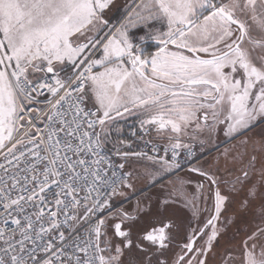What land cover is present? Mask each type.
<instances>
[{"label":"snow or ice","instance_id":"obj_1","mask_svg":"<svg viewBox=\"0 0 264 264\" xmlns=\"http://www.w3.org/2000/svg\"><path fill=\"white\" fill-rule=\"evenodd\" d=\"M125 3L0 0V264H264V0Z\"/></svg>","mask_w":264,"mask_h":264},{"label":"rangeland","instance_id":"obj_2","mask_svg":"<svg viewBox=\"0 0 264 264\" xmlns=\"http://www.w3.org/2000/svg\"><path fill=\"white\" fill-rule=\"evenodd\" d=\"M154 28H160V26H154ZM165 28V27H164ZM142 31V30H141ZM141 31H136L134 32V37H138L140 35H145L147 34V29H144V32ZM137 118L136 115L133 116H128L126 119L120 120L119 123L123 126L124 128V134L126 135V131L129 127L137 126V125H132L134 120ZM169 133L164 132L161 134L159 137H167ZM192 137H197L196 140H192ZM260 135H257V139H259ZM206 133L200 134L197 133L194 127H189L187 129V134L182 136L183 142H189L191 141L194 145H198V140L199 139H206ZM163 139V138H161ZM217 137L213 138L211 143H206L203 150H204V156L202 159L199 161V165H203L205 167L209 166H214L216 163L217 158L220 156V154L226 149V148H234L239 145L238 140H231L229 138L223 137L220 141L216 140ZM166 140V139H164ZM231 141V143H230ZM229 142L228 145L226 143ZM223 148L222 150H217V148ZM217 150V151H215ZM242 150V149H241ZM147 161H142L137 167H142L144 164H146ZM197 165V166H199ZM180 176H184L185 178H188L189 173L187 171H180L179 172ZM177 177L173 176L170 178V180L164 181L165 184H170L171 181L176 180ZM161 185H157L156 188L151 189L150 191L144 187L142 183H137V193L134 196H130L127 201L125 200H114L113 201V208L114 210H118L119 208H127L128 210H132L136 204V201L138 198H142L143 195H152L153 200H152V207L153 211H155L156 207V202H155V197L156 196H163L167 194V189L164 192L160 191ZM242 195V194H241ZM183 208V207H182ZM179 206L175 209V215L178 218L180 222L186 223L188 219H190V213L187 212L184 208L182 209ZM147 218L145 217L144 221L142 223L146 222ZM236 229L233 228L231 231H229L228 235L225 237L224 240L221 241V247L217 249L218 252H223L224 247H234L236 244V240L233 239V234L235 233ZM210 264H219V257L216 258L215 261H210Z\"/></svg>","mask_w":264,"mask_h":264},{"label":"flooded vegetation","instance_id":"obj_3","mask_svg":"<svg viewBox=\"0 0 264 264\" xmlns=\"http://www.w3.org/2000/svg\"><path fill=\"white\" fill-rule=\"evenodd\" d=\"M133 2H134V0H126V3H125V0H121V3H125V8H122L121 10H120V12L119 13H116L115 14V16L118 18L119 17V15L121 14V13H123L124 11H125V9L128 7V6H130V5H132L133 4ZM135 2H139V0H135ZM112 23L113 24H115L116 23V19H113V21H112ZM154 26H160V28L159 29H161V30H166V26L165 25H162V24H154L153 25V27ZM165 27V28H164ZM142 29H140V28H138V29H133L132 30V33L134 34V32H136V31H141ZM141 32H144V30H142ZM142 36H145V35H140V36H138V37H134V35L132 36V38H133V42L134 43H137V44H140L141 43V41H140V37H142ZM142 46H143V48H142V52H143V54H145V55H148V54H150V53H154L155 51H157V48L159 47V45L155 42V41H152L151 39H146L145 41H143V44H142ZM257 135H261V130L260 129H257ZM224 136H223V134L221 133V134H219L218 136H217V141L219 140H221L222 138H223ZM230 143H231V141H230ZM229 144V142H227L226 143V145H228ZM224 148V147H223ZM222 147L221 148H217V150H222L223 149ZM217 150H215V151H217ZM119 209H121V208H119ZM118 209V210H119Z\"/></svg>","mask_w":264,"mask_h":264},{"label":"built area","instance_id":"obj_4","mask_svg":"<svg viewBox=\"0 0 264 264\" xmlns=\"http://www.w3.org/2000/svg\"><path fill=\"white\" fill-rule=\"evenodd\" d=\"M132 128H136V127H129L127 129V131H126V135L128 134L129 130L132 129ZM149 139H151V141L153 143H156L157 146L163 145L166 142V140H164V139L155 137L153 133L150 136H145L144 137V140H149ZM194 146L197 149V155H198L199 161H200L202 159V157L204 156V150L200 149V146H198V145H194ZM150 148H151V144H148L146 146L143 140H140V141L136 142V149L137 150L143 149L144 151H149ZM180 171H187V168L181 169Z\"/></svg>","mask_w":264,"mask_h":264},{"label":"crops","instance_id":"obj_5","mask_svg":"<svg viewBox=\"0 0 264 264\" xmlns=\"http://www.w3.org/2000/svg\"><path fill=\"white\" fill-rule=\"evenodd\" d=\"M132 125H137V126H134V127L139 128L138 116H137V118L134 120V122L132 123ZM153 134H154L155 137H157V138H161V137H159V136L155 133V131H153ZM160 136H161V135H160ZM179 207L182 208L181 206H179ZM182 209H183V208H182Z\"/></svg>","mask_w":264,"mask_h":264}]
</instances>
